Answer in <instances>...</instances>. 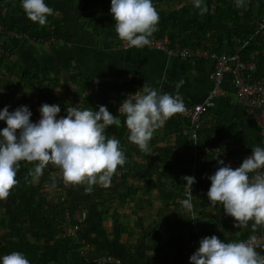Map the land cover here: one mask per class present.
Returning <instances> with one entry per match:
<instances>
[{"label":"crops","instance_id":"crops-1","mask_svg":"<svg viewBox=\"0 0 264 264\" xmlns=\"http://www.w3.org/2000/svg\"><path fill=\"white\" fill-rule=\"evenodd\" d=\"M177 1L178 7L170 10L187 13L192 24V29H189L192 31L190 46L217 53L229 52V48L237 46L241 33H248L255 22L250 18L253 17L256 0H244L241 7L236 6L235 0H203L208 8L204 15H200V10L193 6V0ZM45 3L51 6L48 0ZM214 3L224 9L219 16L225 20L212 14ZM61 4L58 7L64 33L54 31L53 25L46 23L45 31L40 33L43 40L35 45L23 39L1 40L4 47L0 49V82L2 88L7 86V92L0 98L10 107L17 104L21 95L34 94L36 88L33 85L39 79L42 84L49 85L52 97L42 95L41 98L48 104L90 109L84 106V102L76 101L85 81L93 75L117 70L130 72L131 86L147 84L161 93L178 94L185 104L204 101L212 82L210 61L189 63L146 47L119 50L116 48L119 38L115 29L108 28L93 34L88 27L78 23L79 10L64 2ZM235 9L239 15L232 19ZM30 22L23 10L6 19V23L19 25ZM202 30L204 35L199 34ZM261 36L264 39V31ZM12 63L21 66L20 72L35 67L38 74L32 76L29 71L26 77L18 79L17 69L11 67ZM181 80L183 83L177 89ZM220 86L223 94L208 99L200 114L198 141L219 145L239 141L250 146L258 145L257 129L236 102L228 76L222 77ZM12 89L20 90L12 93ZM41 99L39 107L43 104ZM118 118L124 128L119 142L126 163L117 169L109 187L95 185L91 193H86V185L65 186L59 179L56 188L50 189L48 180H42L38 195L45 201L46 208L51 206L54 208H50L51 211L59 212V217L63 206H68L71 217L84 222L80 235L95 252L113 253L123 264H152L175 251L188 234L185 210L180 203L184 199L186 184L182 177L190 176L188 126L182 117L168 119L163 130L156 131L149 142L152 155L148 156L127 140L125 117ZM113 137L110 133L109 138ZM218 167V162L204 159L193 170L192 177L195 176L198 182L192 187V203L198 213V222L202 226L209 224L208 237L215 235L225 243L251 233L264 236V228L253 231L252 222L246 228H234V219L224 214L223 206L210 204L205 194L208 190L204 191L211 185L208 176L214 174ZM261 247L264 248V242Z\"/></svg>","mask_w":264,"mask_h":264},{"label":"clouds","instance_id":"clouds-1","mask_svg":"<svg viewBox=\"0 0 264 264\" xmlns=\"http://www.w3.org/2000/svg\"><path fill=\"white\" fill-rule=\"evenodd\" d=\"M243 6L244 0H235ZM200 15L208 12L203 0H193ZM26 17L33 23L44 26L54 10L45 0H21ZM110 14L115 21L118 38L128 48H143L151 44V37L158 30L159 14L152 0H111ZM183 81L177 84V89ZM99 110L67 107L66 116H59L58 104L44 103L40 106V119L31 121L32 112L27 106L9 111V106L0 110V121L6 127L0 130V200L10 195V190L19 184L17 172L21 162L32 164L28 176L30 183H38L49 166L59 169V179L65 186L86 185L91 193L93 186L107 188L118 166L126 163V157L116 138L105 133L109 126H121V120L110 113L106 106ZM185 104L178 95L161 93L144 84L142 92L123 100L118 113L125 117L127 140L140 151L152 155L149 142L154 133L166 121L184 112ZM59 116V118H58ZM219 167L208 176L211 181L207 198L214 207L223 206L224 214L234 219V228H246L252 222L253 231L264 228V147L252 148L251 155L232 168L217 158ZM187 198L180 201L186 212L193 211L192 186L195 178L182 177ZM50 189H55L57 174L51 176ZM2 264H30L24 254L12 251L2 257ZM190 264H264V255L250 241L225 243L215 235L204 237L199 248L191 255Z\"/></svg>","mask_w":264,"mask_h":264},{"label":"built area","instance_id":"built-area-1","mask_svg":"<svg viewBox=\"0 0 264 264\" xmlns=\"http://www.w3.org/2000/svg\"><path fill=\"white\" fill-rule=\"evenodd\" d=\"M256 1L260 9L258 19L255 20L246 38L230 52L217 53L203 47L184 46L176 42L170 44V40L166 36L158 37L154 34L151 37V44L145 46L146 48L160 50L167 56L187 60L189 63H194L198 60H208L211 62L210 76L212 82L204 101L185 104L186 110L174 115L175 117L186 118L188 121L189 139L191 141L189 147L190 176H192L195 166L204 159L218 162L217 158L219 157L226 165H230L235 169L242 163L243 159L251 155L252 148L257 146L264 147V73L259 76L254 75L257 66L256 60L258 57L264 55V48L251 50L248 52L246 58L242 57V49L247 42L256 35H261L264 31V0ZM4 13L5 7L0 6V14L4 15ZM1 35L8 38L23 39L32 45L43 40L41 37L32 38L25 32L17 31L15 28L5 27L0 24ZM116 48L119 50L129 49L125 42H122L120 39L116 43ZM224 75L229 77L236 102L242 107L244 113L251 119L257 129L259 144L256 146H250L239 141L228 142L222 145L198 141L197 129L199 127V117L204 107L203 104L213 96L223 94L220 84ZM131 79L132 75L124 70L94 75L77 93L76 101L81 102L88 95L92 97L91 106L103 105L114 116H122L118 113L122 101L127 99V97L132 98L135 92H142V85L134 88L126 86ZM104 87L107 88V95L102 101H98L97 98L102 97L103 91L101 89H104ZM39 102L40 99L36 93L25 97L22 101V105L27 106L32 112L30 119L34 123L40 119ZM65 110H61L59 116H65ZM163 128L164 126L157 131H162ZM261 171H264V169ZM44 172L49 177L57 174V179H59V169L51 165ZM183 196L187 198L186 190L183 191ZM193 211L196 213V220H192V214L185 210L188 234L184 237L183 242L175 251L155 260L152 264H190V257L199 248L200 240L206 236L208 237L206 230L198 222V213L195 207H193ZM56 225L58 229L57 236L72 240L74 251L79 256L81 264H123L120 257L113 253L95 252L90 244L80 235L84 222L81 219H73L66 208L63 209ZM239 241H250L252 246L255 249L260 248L259 252L261 255H264V248L261 247L264 242L263 235L251 233L230 242Z\"/></svg>","mask_w":264,"mask_h":264},{"label":"trees","instance_id":"trees-1","mask_svg":"<svg viewBox=\"0 0 264 264\" xmlns=\"http://www.w3.org/2000/svg\"><path fill=\"white\" fill-rule=\"evenodd\" d=\"M61 2H64L73 8H76V10H79L80 13L77 16L78 23H81L83 27H88L91 33L97 35L102 30H107L108 28L114 29L115 21L110 14L111 0H48V4L51 5L49 7L54 10V14L47 17V23L48 25H53L52 27L54 28V31L64 33L61 9L59 8L60 5L62 6ZM254 5L255 11L253 12V17L250 18L253 21L258 19L260 15V9L257 1ZM0 6L5 7V13L3 16H1L0 20L3 21L6 27L15 28L17 31L25 32L32 38L40 37V33L45 31L46 26H40L38 23L30 22L26 25H19L18 23H6V19L9 15H18L23 10L21 7V0H3V3ZM212 11V14L218 15L215 16V18L225 20L224 17L219 16V14L224 11L220 5L214 3ZM158 14V30L154 33V35L158 37L163 35L166 36L170 40V44L176 42L179 43V45H191L192 31L189 29H192V24L189 23L186 12L184 13L183 10L180 12L171 10H158ZM238 15V9H235L233 11V15L231 14V18H237ZM197 28L199 27L197 26ZM199 34L204 35V30H202ZM247 34L248 33L244 35L241 33L237 45H239L246 38ZM22 42L21 44H23ZM1 43L0 48L2 49ZM261 48H264V39L261 35H256L253 39L249 40L242 49V57L246 58L249 51ZM27 49L30 50L29 46H27ZM214 50L219 51L218 49ZM232 50L233 49L231 48L228 49L229 52ZM184 61L187 62V60ZM1 62L2 57L0 54V63ZM256 65L257 66L254 75L259 76L264 73V55L258 57L256 60ZM11 67H15L17 69L16 74L18 79L26 77L29 71L31 72L32 76H34L35 73L38 74V71H35V67H28L26 69L27 71L25 70L22 72L19 71V68H21L20 65L12 63ZM93 76L88 77V80L85 82L87 83L90 81ZM131 81L127 83L126 86L134 88L135 86H131ZM41 82L42 81L39 79L35 81L33 87L36 88V92H34L38 95L39 99L43 98L42 95L50 98L52 94L50 92L49 85L42 84ZM101 91H103L102 97L97 98L98 101H102L107 95V88L104 87V89L102 88ZM23 98H25V96L21 95L17 101V104L12 107H10L4 100L0 98V110H3L5 106H9V111H14L16 108L23 106ZM20 99H22V101ZM41 101H43V104H48L45 99H41ZM81 102H84L83 104L85 107L90 106V109L93 108L95 111L99 110L98 106H91L92 97L88 95L85 96ZM203 106L204 110L206 106L205 104H203ZM60 108L63 111L65 110L64 106H60ZM182 119L184 120L185 124H187V119ZM4 127H6V123L4 121H0V130H2ZM123 129L122 123L120 127L112 125L106 129L105 134L109 137L110 133H113V138L119 140ZM188 141L190 147L191 141L190 139H188ZM32 167V164L21 162L20 169L17 172L19 184L10 190V195L7 197V199L0 200V264H2V257L4 255L10 254L12 251H19L23 253L25 258L29 260L30 264H81L79 261V256L74 251L72 240L57 236L58 229L56 223L59 217V212L57 213L54 210L51 211L50 208L54 209L51 206L46 208L45 201L38 195L41 181L48 180V183L51 185V177H49L44 172L38 183H30L29 180L31 178L29 177L28 179H25V177L28 176V171ZM119 167L120 166H118L117 169H119ZM58 180L59 179H57V181ZM195 181L196 182L193 186H197L198 181L196 178ZM202 187L203 186H201V188ZM207 190L208 189L206 188L204 193ZM205 194L207 195V193ZM63 208L68 209V206L64 205ZM203 228L207 233H209V224L203 226Z\"/></svg>","mask_w":264,"mask_h":264},{"label":"rangeland","instance_id":"rangeland-1","mask_svg":"<svg viewBox=\"0 0 264 264\" xmlns=\"http://www.w3.org/2000/svg\"><path fill=\"white\" fill-rule=\"evenodd\" d=\"M152 2H153V5L155 6V8L157 9V11L158 10H170V9H172V8H177L178 7V5L176 4L178 1L177 0H152ZM3 3V0H0V5ZM172 7V8H171ZM71 10V9H70ZM76 11V10H75ZM73 13V12H72ZM71 13V14H72ZM1 16H3V15H1L0 14V19H1ZM0 24L2 25L3 24V26H5L4 25V23H3V21L2 20H0ZM6 27V26H5ZM7 38L8 37H6V36H0V40H2V42L3 41H6L7 40ZM9 40H11V41H15V40H18V39H16V38H11V39H9ZM56 41H57V38L55 39ZM1 45H2V47H4L3 46V43H1ZM128 50V49H127ZM1 73V72H0ZM1 76V75H0ZM10 79H15L14 77H11ZM0 96H4L5 95V93L7 92V86H5V87H3L2 88V83L0 82ZM20 90V89H19ZM18 90V91H19ZM12 91V93L15 91L14 89H12L11 90ZM18 91H15V93H18ZM15 93H14V95H15ZM32 93V92H31ZM30 95V94H29ZM28 96V94L27 95H25V97H27ZM5 97V96H4ZM11 100H13L14 99V97H11L10 98ZM24 99V98H23Z\"/></svg>","mask_w":264,"mask_h":264}]
</instances>
